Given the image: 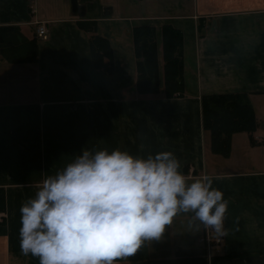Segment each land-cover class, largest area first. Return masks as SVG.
Here are the masks:
<instances>
[{
  "label": "crops",
  "instance_id": "0c3cea01",
  "mask_svg": "<svg viewBox=\"0 0 264 264\" xmlns=\"http://www.w3.org/2000/svg\"><path fill=\"white\" fill-rule=\"evenodd\" d=\"M81 2L84 16L73 14L69 0H0V26L16 25L27 38L36 22L48 30L34 60L0 55V264H39L20 251V206L85 147L140 156L172 151L189 180L212 176L228 201L219 242L199 241L206 230L217 236L211 228L189 240L181 215L160 240L145 242L140 257L119 264H208V257L211 264H264V0H190L189 9L172 13H147L145 0L134 1L132 13L102 0ZM82 21H93L108 40L110 73L92 66V32ZM164 23L182 33L183 94H140L132 29ZM227 92L246 95L257 127L254 143L246 131L233 132L222 156L202 127L200 97Z\"/></svg>",
  "mask_w": 264,
  "mask_h": 264
},
{
  "label": "clouds",
  "instance_id": "9594fccd",
  "mask_svg": "<svg viewBox=\"0 0 264 264\" xmlns=\"http://www.w3.org/2000/svg\"><path fill=\"white\" fill-rule=\"evenodd\" d=\"M213 180H189L172 151L85 147L20 206V251L39 264H119L181 215L190 232L211 228L220 239L228 201Z\"/></svg>",
  "mask_w": 264,
  "mask_h": 264
},
{
  "label": "trees",
  "instance_id": "16d2710c",
  "mask_svg": "<svg viewBox=\"0 0 264 264\" xmlns=\"http://www.w3.org/2000/svg\"><path fill=\"white\" fill-rule=\"evenodd\" d=\"M79 26L92 32L89 37L92 66L110 73L112 53L108 40L95 32L93 21H82ZM34 34L27 38L18 26L1 25V58L9 62L34 60L37 56L38 40L36 33ZM132 40L136 58V91L140 94L162 93L165 97L182 95L181 31L168 23L162 24L159 29L149 24H139L132 29ZM200 106L202 127L209 131L210 148L214 153L222 156L229 154L233 132L246 131L250 141L255 142L253 132L257 127V120L244 93L203 94L200 97ZM4 201V191L0 187V211L4 209ZM137 253L130 257H135ZM137 256L140 257L141 253Z\"/></svg>",
  "mask_w": 264,
  "mask_h": 264
},
{
  "label": "rangeland",
  "instance_id": "374dc122",
  "mask_svg": "<svg viewBox=\"0 0 264 264\" xmlns=\"http://www.w3.org/2000/svg\"><path fill=\"white\" fill-rule=\"evenodd\" d=\"M102 1L103 2H110V4L114 6L113 7L114 12H117V11L128 12L129 11V13H132V11L137 10V7L135 5H133V2L137 1V0H102ZM95 4H98L97 0H95ZM120 4L123 5L122 8L119 7V6H121ZM185 4L187 5V8L189 9L190 0H156L155 2H154V0H152V2H151V0H145V2H143V4H142V7L148 9L147 13L157 12L158 10H160V11L164 10V12L172 13L176 10H179L180 6L183 9ZM118 8H119V10H118ZM101 10H102V8H101ZM197 234H198V231L197 232H190L189 228H188L187 236L189 237V240L195 241ZM176 243H179V241L177 240Z\"/></svg>",
  "mask_w": 264,
  "mask_h": 264
},
{
  "label": "built area",
  "instance_id": "2783aa9c",
  "mask_svg": "<svg viewBox=\"0 0 264 264\" xmlns=\"http://www.w3.org/2000/svg\"><path fill=\"white\" fill-rule=\"evenodd\" d=\"M36 36L40 39H45L48 35L47 27L43 22H36L35 28ZM199 241L207 246H211L213 243H217L220 241L219 237L213 236L210 234L208 230H206L203 235L199 238Z\"/></svg>",
  "mask_w": 264,
  "mask_h": 264
},
{
  "label": "water",
  "instance_id": "95a60500",
  "mask_svg": "<svg viewBox=\"0 0 264 264\" xmlns=\"http://www.w3.org/2000/svg\"><path fill=\"white\" fill-rule=\"evenodd\" d=\"M71 5V10L73 14L84 16L86 13V7L84 3L81 2V0H69Z\"/></svg>",
  "mask_w": 264,
  "mask_h": 264
}]
</instances>
